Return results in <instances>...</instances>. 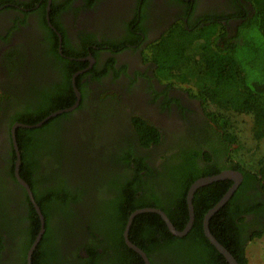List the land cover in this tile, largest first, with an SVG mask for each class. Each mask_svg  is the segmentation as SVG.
<instances>
[{
	"label": "trees",
	"instance_id": "obj_1",
	"mask_svg": "<svg viewBox=\"0 0 264 264\" xmlns=\"http://www.w3.org/2000/svg\"><path fill=\"white\" fill-rule=\"evenodd\" d=\"M170 1L181 4L190 19L169 23L153 41L145 24L148 14L143 12L134 20L136 27L131 23L132 31H125L121 39L99 40L88 33L80 37L81 47L65 45L64 53L59 52V37L50 39L46 55H55L61 64V86L40 91L37 85H30L27 94L18 98L21 107L9 117V157L3 158L5 168L0 167L1 264L13 257L26 264L41 229L40 216L15 174L13 125H34L76 103L73 76L89 66L76 58L92 45L116 50L141 47L144 61L152 63L159 81L169 87L186 86L189 95L201 103L226 148L204 150L211 137L206 128L193 131L201 143L190 142L192 135L185 133L173 146L178 150L170 155L168 148L156 157L163 171L156 172L147 159L159 156L158 148L150 147L161 142V132L133 110L136 103L127 97L133 93L138 76L127 73L128 64L117 65L114 56L104 64L98 58L101 69L97 63L87 71L95 86L90 81L82 83V73L75 78L81 93L76 108L52 116L41 126L16 128L20 175L31 186L46 221L33 264H146L124 236L130 215L137 209L160 208L182 231L190 219L187 195L191 185L226 168L241 171L244 179L212 215L209 227L239 264H249L247 245L264 234V154L257 157L243 152L236 118L248 115L253 139H264V0H229L228 9H211L195 19L191 17L199 0ZM42 7L47 12L46 5ZM56 10L51 12V20L58 27L53 18H58ZM38 12L42 14L40 27L52 30L46 14L41 8ZM231 19L235 26L229 24ZM175 25L180 28L176 30ZM146 39L150 41L144 45ZM123 73L131 78L127 93L119 89L110 93L105 81L118 82ZM148 81L153 100L164 93L169 104L172 99L167 90L161 92L151 79ZM123 102L133 110V132L125 135L118 132L126 117ZM139 146L153 152L145 155ZM199 159L205 161L204 166ZM232 184L233 180L226 178L196 190L195 220L187 234H174L159 213L144 211L134 217L130 240L147 253L151 264H230L205 234L204 218ZM248 214L254 215L253 221L247 219ZM255 225L258 227L253 231Z\"/></svg>",
	"mask_w": 264,
	"mask_h": 264
},
{
	"label": "flooded vegetation",
	"instance_id": "obj_2",
	"mask_svg": "<svg viewBox=\"0 0 264 264\" xmlns=\"http://www.w3.org/2000/svg\"><path fill=\"white\" fill-rule=\"evenodd\" d=\"M43 5H46L47 12H44ZM57 6L58 9L56 10ZM229 6V0H199V4L193 11L191 19L198 18L203 12L211 9L222 12L228 9ZM40 8L42 13L46 14L52 30L40 27L38 22L39 18H42V14L38 12ZM54 8L58 11V18L53 17L54 20L58 21V27L51 20V12ZM142 12L148 14L145 24L149 28L148 34L151 40L160 35L168 27L169 23H176L178 19L188 22L190 19L183 11L181 4L170 0H148L146 2L144 0H0V153H3L0 156V167L3 166L5 168L3 158L6 160L9 157V155L6 156L10 146L8 122L9 117L18 110V107H21L18 104V98L25 96L29 91V86L32 84L37 85L40 91H44L48 87L61 86L62 81L59 71L61 64L55 58V55H46L47 50L52 45L50 44V39L54 41L56 37H59L60 53H64L63 47L65 45L74 48L81 47L80 37L88 33L94 34L99 40L102 38L121 39L125 31L133 28L134 20L138 16L141 17ZM23 21H26V23H22ZM229 24L232 27L236 25V22L231 19ZM133 26L136 27V24ZM150 39H146L144 45ZM99 48L102 49L98 50ZM67 55L64 54L66 58H75ZM111 56L116 57L117 65L119 66L128 64L127 73L131 76H138L139 81L131 88L133 93L131 95L127 94V97L132 98V101L130 100L129 102L135 101L133 104L136 103V105H139L138 101L142 102V107H136V105L132 104L133 110L136 109L135 112L138 115L161 132V142L150 147V150L158 148L159 156H151L147 159L156 172H163L162 167L159 166L161 162L156 161V157L160 158V152L168 150V148L170 149V155L178 150L173 149V146L176 145L177 141H180V137L185 133L192 135L193 140L190 142L201 143L202 141L199 137L193 135V131L200 132L202 128H206L211 137L208 141V147H204V150L217 149L218 147L226 148L220 142L221 138L217 137L215 133L217 128L211 123L201 103L197 100L195 101L194 98L186 93H177L175 87H169L166 83L159 81L154 75L152 63L144 61L141 47L137 48L134 46L116 50L113 46L109 47L108 45L89 46L76 58L89 63V66L75 73L76 77L79 73H82L85 76L81 79V82L90 81L92 83L91 86H95L87 71L94 69L99 59L101 64H104ZM137 60L144 64L147 63L148 66L146 68L139 66ZM98 67L101 69L100 63H98ZM137 71H139V74H136ZM127 73H123L118 82L105 81V87L107 89L112 87L123 91L124 94L127 93L131 83V78L126 76ZM150 79L159 91L167 90V95L172 99L169 104L164 93L157 100H153L152 90H147L149 87L148 80ZM5 92L7 93L6 95L4 94ZM7 97L11 100L10 104ZM122 105V111H125L126 114L124 116L126 117L121 120L123 125L118 127V132L124 133L123 135L131 134L133 132L131 130L133 127L131 125L133 114L132 111L129 112L127 110L128 105L126 106V103L123 102ZM159 110H161L159 115L163 114L164 116L163 123H160V120L154 115ZM151 112L156 119H153ZM134 137L133 134L131 139L133 140ZM139 150L145 155L149 151L142 146H139ZM211 162L213 163V161ZM199 164L204 166L205 161L199 159ZM224 170L236 169L226 168L222 171ZM241 174L242 182L244 174L242 172ZM232 180L234 184L235 180ZM253 217L254 215L252 214L247 215L249 221H253ZM257 227L255 225L253 231ZM20 263L19 260L13 257L2 264Z\"/></svg>",
	"mask_w": 264,
	"mask_h": 264
},
{
	"label": "water",
	"instance_id": "obj_3",
	"mask_svg": "<svg viewBox=\"0 0 264 264\" xmlns=\"http://www.w3.org/2000/svg\"><path fill=\"white\" fill-rule=\"evenodd\" d=\"M76 75L74 76V86H75V91L77 94V101L74 105H72L71 107L65 108V109H60L57 110L55 112H53L52 114L48 115L47 117H45L44 119H42L41 121H39L38 123L34 124V125H28V124H22V123H16L13 128H12V137H13V142L17 151V161H16V168H15V174L16 177L18 178V180L20 181V183L22 185H24L29 193L30 199L32 200L39 216H40V220H41V229L39 231V234L37 235V238L35 239L34 243L32 244V246L30 247L28 253H27V264H33V253L37 248V245L39 244L44 232H45V216L39 206V204L37 203L33 190L31 188V186L29 185V183L23 179L20 175V167H21V152L19 150V145L17 143V138H16V128L19 126H25V127H35V126H41L42 124H44L49 118H51L54 115H57L59 113H63L65 111H71L74 108H76L81 100V93L79 91V89L76 86ZM226 178H232L235 180L234 184L230 187V189L226 192V194L222 197V199L213 207L211 208L205 215L204 218V229H205V234L207 235V237L209 238V240L217 247V249L222 252L225 257L227 258V260L229 261L230 264H239V262L237 261V259L235 258V256L213 235V233L210 230L209 227V221L210 218L212 217V215L218 211L223 205H225V203L230 199V197L233 195V193L235 192V190L238 188L239 184L241 183L242 180V174L239 171L236 170H224L218 174L212 175V176H206V177H201L199 179H197L190 187L189 191H188V195H187V201H188V206H189V213H190V219L189 222L187 223V226L185 227V229L178 230L175 225L173 224V222L171 221V219L169 218V216L167 215V213L165 211H163L160 208H153V207H147V208H142V209H137L136 211H134L128 220L125 232H124V236L126 239L127 244L133 248L134 250H136L137 252H139L146 264H151L149 257L147 255V253L140 248L138 245H136L135 243H133L130 238H129V230L131 227V224L134 220V217L140 213V212H144V211H153V212H157L159 213L164 220L166 221V223L168 224L169 229L176 235L179 236H183L185 234L188 233V231L192 228L193 226V222L195 220V209H194V205H193V198H194V194L196 192V190L202 186L205 185L207 183H211L220 179H226Z\"/></svg>",
	"mask_w": 264,
	"mask_h": 264
},
{
	"label": "rangeland",
	"instance_id": "obj_4",
	"mask_svg": "<svg viewBox=\"0 0 264 264\" xmlns=\"http://www.w3.org/2000/svg\"><path fill=\"white\" fill-rule=\"evenodd\" d=\"M178 23L179 22H176L174 24H178ZM178 28H180V26H178V27L176 26V30ZM153 40H155V39H153ZM137 63L139 66L144 67V68H146L148 66L147 63H145V64L141 63L139 60H137ZM108 89H111V90H109V92L113 93L114 92L113 90L115 88L108 87ZM175 89H177V93H181V94L186 93L187 95H189V93L187 92L186 86H184V85H177V86H175ZM194 100L196 101L197 99L194 98ZM138 103L141 104L140 105L141 107L143 106L142 102L138 101ZM127 110L129 112L133 111L130 106L127 107ZM152 112H151V116H153ZM160 112H161V110L156 111L157 114L154 113V115L157 117V119L160 120V123H163L164 116H163V114L159 115ZM155 116H153V119H156ZM236 119H237V126H238V129L240 130L239 132H240V135L242 137V141L244 143L243 144V146H244L243 152L245 151L248 155H254L257 157L264 154V139L260 140V141L254 140L253 136L251 135V133L249 131V127L252 124L251 118L248 115H239V116H237ZM247 150H249V151H247ZM247 256L249 258V264H264V234L261 237L254 238L253 240H251L248 243V245H247Z\"/></svg>",
	"mask_w": 264,
	"mask_h": 264
}]
</instances>
